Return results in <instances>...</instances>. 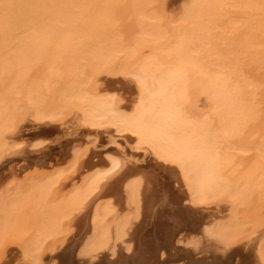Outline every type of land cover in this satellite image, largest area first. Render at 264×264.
<instances>
[{
  "label": "bare ground",
  "instance_id": "bare-ground-1",
  "mask_svg": "<svg viewBox=\"0 0 264 264\" xmlns=\"http://www.w3.org/2000/svg\"><path fill=\"white\" fill-rule=\"evenodd\" d=\"M233 261L264 264V0H0V264Z\"/></svg>",
  "mask_w": 264,
  "mask_h": 264
},
{
  "label": "rangeland",
  "instance_id": "rangeland-1",
  "mask_svg": "<svg viewBox=\"0 0 264 264\" xmlns=\"http://www.w3.org/2000/svg\"><path fill=\"white\" fill-rule=\"evenodd\" d=\"M20 218L22 220H20ZM31 220H32V216H31V213H30V209H29V207H27L19 215V219H18V222H17V224H18V226H17L18 231L21 232L22 231V228H24L25 226H27L28 224H30ZM19 224L21 225V227L19 226Z\"/></svg>",
  "mask_w": 264,
  "mask_h": 264
},
{
  "label": "snow or ice",
  "instance_id": "snow-or-ice-1",
  "mask_svg": "<svg viewBox=\"0 0 264 264\" xmlns=\"http://www.w3.org/2000/svg\"><path fill=\"white\" fill-rule=\"evenodd\" d=\"M233 264H236V262H235V261H233Z\"/></svg>",
  "mask_w": 264,
  "mask_h": 264
}]
</instances>
